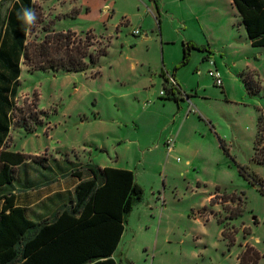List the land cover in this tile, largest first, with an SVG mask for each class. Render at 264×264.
Listing matches in <instances>:
<instances>
[{"label":"rangeland","instance_id":"obj_1","mask_svg":"<svg viewBox=\"0 0 264 264\" xmlns=\"http://www.w3.org/2000/svg\"><path fill=\"white\" fill-rule=\"evenodd\" d=\"M158 1L155 16L135 0H115L114 13L103 10L113 0H92L81 13L70 0L48 2L43 13L36 7L27 44L62 30L83 42L91 32L87 51L107 53L84 72L23 70L15 103L21 116L40 122L28 119L31 131H11L9 149L48 154L66 166L133 172L142 199L126 218L117 264H241L243 256L254 264L255 254V264H264V194L239 173L244 167L264 182V165L253 160L258 109L264 108V47L248 43L231 0ZM187 42L207 51L191 50L184 66ZM203 56L211 58L202 62ZM213 60L231 75L223 89L208 75ZM166 64L192 89L196 112L189 117L186 101L178 112L174 102L157 99ZM242 74L257 82L255 95ZM182 92L177 96L184 98ZM146 118L155 123L145 125ZM174 137L176 149L168 155L164 143Z\"/></svg>","mask_w":264,"mask_h":264},{"label":"trees","instance_id":"obj_2","mask_svg":"<svg viewBox=\"0 0 264 264\" xmlns=\"http://www.w3.org/2000/svg\"><path fill=\"white\" fill-rule=\"evenodd\" d=\"M231 3L250 45L264 47V0H231ZM21 8L36 10L32 0H17L7 16L6 26L0 28L1 145L11 123L16 128L31 131L28 119L40 122L33 117L21 116V109L4 96L9 92L13 98L17 95L21 65L32 73L49 70L84 72L88 67H95L99 58L107 53L106 48L95 54L87 51L93 39L90 32L85 34L83 42H75V33L71 31H60L46 33L40 43L27 44L31 27L26 29L17 19ZM46 30L43 29L44 33ZM191 50L205 48L190 42L184 44L181 65L188 62ZM241 80L247 91L255 95L257 82L245 74L241 75ZM218 141L226 152L225 143L221 139ZM30 158L8 151L7 145L0 151V264H117L111 257L120 243L127 216L142 199V189L136 184L133 172L90 164L78 169L72 164L71 175L79 180L74 189V200L60 208L52 220L33 223L26 218L22 208L15 206L11 189L15 168L23 166ZM253 160L264 165V108L258 109ZM239 169V173L251 185H258L264 194V182L248 173L246 168ZM83 170L87 172V178L83 177ZM244 259L243 256L241 264H246ZM252 259L255 264L258 255Z\"/></svg>","mask_w":264,"mask_h":264},{"label":"crops","instance_id":"obj_3","mask_svg":"<svg viewBox=\"0 0 264 264\" xmlns=\"http://www.w3.org/2000/svg\"><path fill=\"white\" fill-rule=\"evenodd\" d=\"M54 1H57V4L59 6L65 5L67 2V0H47V1L32 0V3H34L35 7H38L40 9V11L43 13V12H45V10L43 11V9H47V10L49 9V7L47 6V3L48 2H54ZM70 1H72L73 4H75V6L78 5V9H76V11H78V13L83 12L85 9H89L92 6V4H91L92 0H70ZM101 1H103L105 3L107 0H101ZM113 1L114 2H112L113 5L111 6V8L108 4H104L103 10L105 12L112 11L114 13V7L116 6L115 5L116 2H115V0H113ZM150 1L152 3H150V5H148V0H135V2H137L138 6H141L140 3L141 4L144 3V5H147L148 7H147L146 12L151 13L153 16H155L154 13L151 11V8L153 6L156 10L155 12L157 14H160V9H159V5H158L159 1L158 0H150ZM163 1L165 3V0H163ZM16 2H17V0H0V28L6 26L7 16L9 14V12L12 10V7ZM162 6H164V5H162ZM164 10H165V7H164ZM56 11H59V10H56ZM155 20H157L156 17H155ZM157 22H158V24H160L159 20H157ZM145 23H146V19L142 22L141 27H144ZM182 25L186 29L184 22H182ZM62 31H65V30H62ZM144 37L145 38L147 37L146 33H144ZM162 38H163V36H162ZM163 41L167 42V39L164 38ZM191 41H193V40H191ZM247 41H248V39H247ZM193 42L197 43L196 41H193ZM190 43H192V42H190ZM248 43H249V41H248ZM199 45L200 46H198V47H202L203 49L205 48L203 44H199ZM204 51H207V49L205 48V50H201V52H203V53H204ZM210 58L211 57H209V56H203L202 62H207L210 60ZM212 62L214 63L213 67L215 69H217L221 74V78H222V82H223L221 89H223V87H225V83H224L225 76L227 75L228 77H230L231 75H229L225 71H222L221 64H218L214 60ZM187 63L185 65H187ZM20 69H21V74H22L23 70L27 71V68L24 65H21ZM21 74H20V77L18 78L19 87H18L17 95L13 98L11 96L10 92L7 94H4V96H6L9 101L11 100L12 102H14L15 106H16L15 101H16L19 93H20L19 91L21 90L20 89ZM223 74H224V76H223ZM178 75L179 74L177 73V68L174 67L173 72H171V68H169V66L167 64L163 65L162 74H161V77L163 79L162 80L163 83H162V89L161 90H167L169 88L168 77H173V78H175L177 83L183 87V91H185V92L181 91L180 86H179L180 90H178V91L183 93L184 98L180 97V95L177 96V94H179V92H178L174 96V97H176V99H174L173 96L158 97L157 99L161 100V101H172V102H174L175 103L174 105L177 106L175 108V110L177 109L178 112L183 110V106L182 105L180 106V104L183 103L182 100L186 101L187 102L186 117H189L190 113L196 112L194 109L193 103H191V99L193 97L192 93H191L192 89L187 90V85H186L187 81H185V79H181ZM156 80L157 79H153L151 81V84L155 83ZM10 89H12V86H10ZM153 100H150V101H152L151 105L155 106L157 102H153ZM194 103L197 104L195 101H194ZM162 107L164 108V105H162ZM192 110H194V112ZM150 114L151 113H149L148 116ZM143 120L145 122V119H143ZM2 121H3V114L1 111V107H0V125H1ZM149 121H151V119L146 118V124L145 125H151L152 123H155L154 121H151V122H149ZM18 128H20V127H18ZM18 128L14 127L12 125V123L8 128L9 129L8 135L6 136V138L3 141V145H5V146L7 145L8 151H11L9 149L10 143L8 141L10 139L11 131H15ZM179 129H178V131H179ZM178 131L176 133H178ZM172 132L174 133L175 129H173ZM2 135L3 134H2L1 129H0V140L3 137ZM179 135H180V133H178V136ZM174 140L176 143V137H174ZM165 142H166V140H165ZM3 145L0 144V151L3 148ZM164 147H165V143H164ZM175 149H176V146H175ZM165 150H166V148H165ZM11 152H13V151H11ZM15 153H19V152H15ZM27 156H30L31 158L28 159L23 166H19V167L15 168V177H14V180H13L12 185H11L12 193L15 196V206L22 208L24 210L26 218L33 223H41V222L50 221L57 214V211L60 208H62L65 205H68L71 201L74 200V189L77 186V184L79 183V180L76 177H74L73 175H71V171H72L71 169L72 168L70 166H66L65 162L61 159L57 160L55 158H51L48 156V154H35V155H27ZM40 160H42V164L40 163ZM188 163H190V162L188 161ZM81 167H83V165H80V166L77 165L78 169H82ZM100 168H105V167H100ZM117 169H119V168H117ZM84 171L85 170H83V173H84ZM83 177L87 178V172H86V174L84 173ZM115 252L111 258L114 259L115 261H117L116 256H115Z\"/></svg>","mask_w":264,"mask_h":264},{"label":"built area","instance_id":"obj_4","mask_svg":"<svg viewBox=\"0 0 264 264\" xmlns=\"http://www.w3.org/2000/svg\"><path fill=\"white\" fill-rule=\"evenodd\" d=\"M140 34L139 30H134L133 31V35L138 36ZM210 63L213 65L214 63L212 61H210ZM209 77H211L213 79L214 85L216 87L221 88L223 85L222 82V78H221V74L217 69L214 70H210L208 72ZM168 84H169V88L167 90H161L159 93L160 97H168V96H175V94L178 92L179 90V85L177 83V81L175 80V78L173 77H168ZM191 111V110H190ZM194 112V110H192ZM165 148H166V152L167 154H171L175 151V140L174 138H168L165 142ZM177 161H179V159L177 158Z\"/></svg>","mask_w":264,"mask_h":264},{"label":"clouds","instance_id":"obj_5","mask_svg":"<svg viewBox=\"0 0 264 264\" xmlns=\"http://www.w3.org/2000/svg\"><path fill=\"white\" fill-rule=\"evenodd\" d=\"M17 19L25 25L26 29L34 26L37 22V16L33 9L21 8L17 12Z\"/></svg>","mask_w":264,"mask_h":264}]
</instances>
